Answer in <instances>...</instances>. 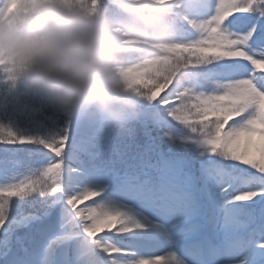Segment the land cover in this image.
<instances>
[{
    "label": "snow or ice",
    "instance_id": "1",
    "mask_svg": "<svg viewBox=\"0 0 264 264\" xmlns=\"http://www.w3.org/2000/svg\"><path fill=\"white\" fill-rule=\"evenodd\" d=\"M175 3L178 42L130 69L127 128L0 124V264H264V0Z\"/></svg>",
    "mask_w": 264,
    "mask_h": 264
},
{
    "label": "clouds",
    "instance_id": "2",
    "mask_svg": "<svg viewBox=\"0 0 264 264\" xmlns=\"http://www.w3.org/2000/svg\"><path fill=\"white\" fill-rule=\"evenodd\" d=\"M183 22L175 0H0V89L123 130L142 108L130 69L177 43Z\"/></svg>",
    "mask_w": 264,
    "mask_h": 264
},
{
    "label": "trees",
    "instance_id": "3",
    "mask_svg": "<svg viewBox=\"0 0 264 264\" xmlns=\"http://www.w3.org/2000/svg\"><path fill=\"white\" fill-rule=\"evenodd\" d=\"M163 52L154 58L156 60H164L165 57L163 56ZM185 71L192 72V69L186 66L181 67L170 77L174 79L177 73ZM50 119L59 124L65 122L64 117L59 112L45 107L41 102L27 99L20 92L11 93L0 89V124L12 127L17 134H29L43 128L49 123ZM140 136L142 138V134L138 133V137ZM14 147H28V145ZM20 158L27 160L28 154L26 152H21ZM102 159L103 158H101L100 161ZM86 203H90V201Z\"/></svg>",
    "mask_w": 264,
    "mask_h": 264
},
{
    "label": "rangeland",
    "instance_id": "4",
    "mask_svg": "<svg viewBox=\"0 0 264 264\" xmlns=\"http://www.w3.org/2000/svg\"><path fill=\"white\" fill-rule=\"evenodd\" d=\"M181 67H185L182 62H179L177 65H174L170 69L169 75L171 76L175 74ZM111 136H112V141L109 148L107 149L105 154L100 157V159L103 158L101 161H99L101 164H108L109 162L118 160L119 158L116 156L114 149L118 146H122L127 143V141L123 138L122 134L119 131H113L111 133Z\"/></svg>",
    "mask_w": 264,
    "mask_h": 264
}]
</instances>
